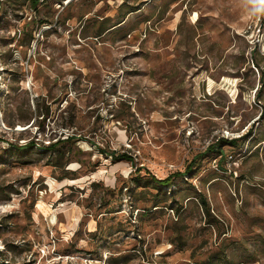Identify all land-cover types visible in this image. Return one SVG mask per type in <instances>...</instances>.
<instances>
[{
  "label": "rangeland",
  "instance_id": "374dc122",
  "mask_svg": "<svg viewBox=\"0 0 264 264\" xmlns=\"http://www.w3.org/2000/svg\"><path fill=\"white\" fill-rule=\"evenodd\" d=\"M0 264H264V0H0Z\"/></svg>",
  "mask_w": 264,
  "mask_h": 264
},
{
  "label": "trees",
  "instance_id": "16d2710c",
  "mask_svg": "<svg viewBox=\"0 0 264 264\" xmlns=\"http://www.w3.org/2000/svg\"><path fill=\"white\" fill-rule=\"evenodd\" d=\"M3 1V0H1ZM30 1V6L37 8L40 0H29ZM80 137L77 136L76 133H71L69 135H66L65 137H59L56 141H54L53 143H51L50 145H48L49 149L51 150H57L58 148H60L61 146H64L65 143L67 142H76ZM222 141H224L226 144H230V145H234L236 142V139H223ZM37 145V142L34 140H31L30 142L26 143V144H22L19 145L20 148H24V149H31L34 146ZM209 152H213V153H217L220 156L219 162H221V160L224 159L225 157V151H224V147L222 143H212L211 145H209L208 147ZM101 152H105L106 154H111L113 156V158L115 159H120V158H126L130 161H133V156L126 153V152H117V151H101ZM195 158H193L186 166V168L184 170H177L175 172H171L169 173L167 176L163 177V178H158L155 175L150 174V179H152L153 181H155L156 183L160 184V185H166V186H170L176 177H184L187 174H190L194 171V166H195ZM137 171L141 170L139 168L136 169Z\"/></svg>",
  "mask_w": 264,
  "mask_h": 264
},
{
  "label": "bare ground",
  "instance_id": "6f19581e",
  "mask_svg": "<svg viewBox=\"0 0 264 264\" xmlns=\"http://www.w3.org/2000/svg\"><path fill=\"white\" fill-rule=\"evenodd\" d=\"M210 77V76H209ZM224 80H226L228 83L230 82V83H232L233 84V81L235 80V79H232V78H230V77H228V76H225L224 77ZM216 81L213 79V78H209V84H208V86H209V89L213 86V84L215 83ZM225 82V81H224ZM234 88V87H233ZM212 90V89H211ZM213 91V90H212ZM209 92V91H208ZM210 93V92H209ZM23 127V125L22 126H20V128H22ZM53 219H55V217H53Z\"/></svg>",
  "mask_w": 264,
  "mask_h": 264
}]
</instances>
